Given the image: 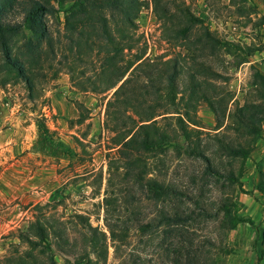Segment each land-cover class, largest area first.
<instances>
[{
    "label": "rangeland",
    "instance_id": "rangeland-1",
    "mask_svg": "<svg viewBox=\"0 0 264 264\" xmlns=\"http://www.w3.org/2000/svg\"><path fill=\"white\" fill-rule=\"evenodd\" d=\"M140 1L139 11L142 6H151L156 20L147 22L148 38L136 23L139 12L134 26L124 25L133 45L123 51L124 61L142 53V68L132 74L126 90L136 94L134 104L139 111L153 108L157 124L172 136L161 151L147 155V176L170 184L179 194L172 200L155 202L140 184L124 177L113 141L112 129L117 122L111 114L107 116V101L115 88L105 90L106 83L98 77L104 39L89 29L84 36L90 44L82 45L77 55L64 28L65 8L58 10L57 3L52 2L57 10L45 16L50 43L42 42L40 57L30 66L34 79L31 90L22 79L9 78L0 50V258L9 253L10 242H18L17 231L25 230L39 214L36 204L45 205L41 211L45 215L68 222L74 213L86 215L92 225L106 231L103 199L108 177L113 174L109 172L111 165L119 168L112 190L121 205L120 220L132 219L126 242L115 250L107 239V258L96 264H264V246L254 228L247 222L233 229L221 227L223 213L217 208L218 202L231 194L236 214L253 219L259 230H264V189H257L261 184L264 188V123L252 140V151L239 178L242 186L237 188L238 184L225 177L228 171H236L239 162L224 154L213 137L221 130L222 139L236 141L228 128L230 118L217 116L203 100L186 104L193 85L191 74L202 81L209 95L228 99L227 112L254 98L252 73L254 68L264 72V0H163L172 11L177 3L184 2L217 38L242 47L234 48L232 54L209 46L201 49L197 28L186 40L167 37L153 1ZM20 15L12 18L18 20ZM172 21L184 24L177 17ZM31 38L22 28L10 41L13 53L26 60ZM247 46L256 50L247 61L240 62ZM167 60L179 66V94L174 102L165 96L166 78L159 75L162 68L171 71L165 65ZM221 105L224 102L218 107ZM123 109L119 104L113 111L122 113ZM186 111L197 121L201 133L191 142L175 130L176 116ZM217 117L223 120L219 129ZM38 123L47 128L46 136ZM193 145L205 150L219 174L208 172L201 158L184 152ZM162 211L184 218L167 224L159 219ZM142 225L148 227L143 229ZM67 235L71 240L78 238L72 229ZM52 248L58 263L63 264L65 258L73 260L72 255H63L54 245Z\"/></svg>",
    "mask_w": 264,
    "mask_h": 264
},
{
    "label": "trees",
    "instance_id": "trees-1",
    "mask_svg": "<svg viewBox=\"0 0 264 264\" xmlns=\"http://www.w3.org/2000/svg\"><path fill=\"white\" fill-rule=\"evenodd\" d=\"M152 1L157 16L163 20L166 28L164 35L166 34L167 37L186 40L189 39L193 28H197L196 40L201 49L209 46L211 49H223L227 54H232L234 48L242 49L240 45L217 38L203 26V19L192 13L184 2L177 3L175 10L172 11L163 0ZM52 2L57 3L58 10L65 8L64 28L74 42L77 55L81 54L82 45L90 44L84 36L89 29L98 32L104 39L102 45L104 56L98 77L106 83L105 90L115 88L111 99L107 101V116L111 114L117 122L112 129L115 133L113 141L118 147V159L121 162L120 168L123 170L124 177L140 184L148 198L155 202H166L177 197L179 194L177 189L155 177H148L146 169L147 155L161 151L172 136L157 124L154 119L156 111L153 108L139 111L134 104L137 101L136 94H129L126 90L132 74L142 68V53H137L133 59L126 61L123 57V51L131 50L133 47L132 38L124 25L126 23L135 25L134 18L139 12L140 0H0V50L3 55L2 64L9 78L22 79L29 90L33 88V71L30 66L40 57V52L43 50L42 42L50 43L45 16L57 10ZM67 3L69 4L66 8ZM15 14H21V18L13 19L12 15ZM174 17L184 21V24L175 25L172 21ZM22 28L27 29L32 36L27 41L29 55L26 60L21 55L14 54L10 46L12 37ZM245 48L246 53L240 62L247 61V57L256 50L250 46ZM165 65H169L171 71L168 72L166 68H162L159 75L166 78L163 87L165 96L170 102H174L179 94L176 84L179 66L176 61L171 60H167ZM204 71L205 68L202 69V74ZM127 73L129 76L125 77ZM252 76L255 85L254 98L242 105H236L231 112L226 111L225 103L228 99L224 101L222 96L209 95L203 88L202 81L198 80L195 74L190 75V82L193 85L186 100V104L203 100L217 116L219 114L224 118L227 115L230 118L228 128L233 130L236 141L228 142L222 139L221 130L215 132L213 137L218 140L224 154L239 162L236 171L230 170L228 175L224 176L231 184H238L237 188L242 186L239 178L244 162L252 151V140L261 133L264 123V72L254 68ZM223 102L224 105L219 108L218 105ZM119 104L124 107L122 113L113 111ZM219 118L216 129L222 126L223 120ZM196 122L190 117L189 111H186L185 115L176 116L175 130L178 136L187 142H191L193 137L200 138L201 133L196 127L198 126ZM190 124L195 127H190ZM37 126L46 136L48 131L45 125L38 123ZM184 152L189 156L201 158L208 172L219 174V171L213 167L210 156L200 148V145L186 147ZM114 170L109 165V172L113 174L110 173L108 177V186L103 199L104 226L108 234L98 226L92 225L86 215L74 213L71 217L73 220L68 222L67 219L45 215L41 212L45 205L36 204L35 208L39 210V214L29 222L25 230L17 231L18 242L9 243V253L0 258V264H60L55 259L53 245L63 255L73 256V260L65 258L63 264L104 262L108 255L107 239L112 241L115 250L119 249L127 240L132 219L128 216L126 220H120L122 219L121 205L118 204V197L112 190L114 174L119 168L116 167ZM257 189L262 192L263 184ZM235 190L236 188L233 187L232 192ZM217 208L223 213L221 227L233 229L238 223L247 222L260 236L261 244L264 246V230L260 231L253 219L236 214L231 194H226L218 202ZM183 218L178 213L169 215L163 211L159 216L160 221L167 224H170L169 221L179 223ZM146 227L148 225H142L143 229ZM69 229L74 230L78 238L71 240L67 235Z\"/></svg>",
    "mask_w": 264,
    "mask_h": 264
},
{
    "label": "built area",
    "instance_id": "built-area-1",
    "mask_svg": "<svg viewBox=\"0 0 264 264\" xmlns=\"http://www.w3.org/2000/svg\"><path fill=\"white\" fill-rule=\"evenodd\" d=\"M148 20L150 21V23L153 20H156L153 13H152V8H151V6H149V7L142 6V8L139 11V19L136 21V23L139 26L140 32L141 33L144 32V34H145V36H147V38H148V35H147V31H148L147 22H148ZM149 51H150V49H149ZM149 51L147 52V56L151 57Z\"/></svg>",
    "mask_w": 264,
    "mask_h": 264
}]
</instances>
